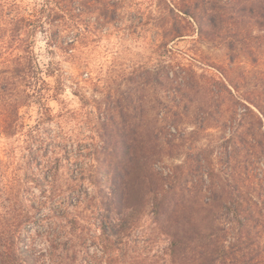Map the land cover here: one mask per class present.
Segmentation results:
<instances>
[{
	"label": "trees",
	"instance_id": "1",
	"mask_svg": "<svg viewBox=\"0 0 264 264\" xmlns=\"http://www.w3.org/2000/svg\"><path fill=\"white\" fill-rule=\"evenodd\" d=\"M165 5L153 67L127 77L118 53L108 79L71 81L84 106L95 103L91 122L47 104L66 84L59 64H41L37 39L74 59L118 27L124 0H0V138L15 139L0 144V264H264V0ZM195 36L224 50L221 77L177 62L170 44ZM240 60L258 68L263 92L232 80ZM125 78L116 92L83 94ZM149 83L161 94L151 124L137 97ZM33 106L29 124L21 111ZM211 129L222 136L203 144ZM177 152L183 160L169 164ZM147 208L169 240L162 254L143 256L131 239Z\"/></svg>",
	"mask_w": 264,
	"mask_h": 264
},
{
	"label": "rangeland",
	"instance_id": "2",
	"mask_svg": "<svg viewBox=\"0 0 264 264\" xmlns=\"http://www.w3.org/2000/svg\"><path fill=\"white\" fill-rule=\"evenodd\" d=\"M37 0H19L24 5L34 4ZM179 2L180 0H174ZM166 0H124V8L120 13V18L116 26H109L104 29L102 35L94 36V38L86 43L82 47V51L77 53L76 58L71 59L67 56L56 53L55 55H49L47 52L46 44L41 36L37 39L36 53L39 55L40 62L43 66L47 67L50 62L59 64V68L62 71V81L66 84L65 90L55 97L49 98L47 104L51 107L54 114L63 113L67 110L76 111L82 113L84 118L93 122L96 110L94 108L95 103L90 102L88 106H84L80 100V97L74 94L76 86L71 84V81L81 82V86L86 87L83 82L84 78L90 73L94 78L101 76L104 80L110 77L108 66L113 56L121 53L123 65V73L128 77L135 70L143 71L147 67H153L157 62V56L154 53L152 43L154 40H158L159 36L154 29L157 24H160V6L166 8ZM165 13L167 11L165 10ZM95 19L92 20L94 22ZM164 22V21H163ZM186 25V23L181 24ZM137 27V28H136ZM157 33V34H156ZM176 53V59L180 64L188 65L195 64L198 66L199 72L206 71L217 77H221V68L227 66V60L224 56L225 52L221 47H216V44L200 42L198 37H185L182 40H176L170 44ZM193 59L200 60L199 63ZM243 61V60H240ZM243 70H236L232 73V80L239 84L242 92H254L259 94L263 90L259 89L261 83L260 74L258 68L252 66L247 61H243ZM83 65L90 66V70L82 73L80 68ZM220 70H216V69ZM246 69V70H245ZM246 74V79H241L242 73ZM126 77V78H127ZM126 78L123 80L117 79L116 82H109L105 84L89 85L86 89V96L91 99L92 95L99 96V91L102 88L111 89L112 92H116L118 85L125 84ZM56 78H48L50 84L55 86ZM96 82V81H95ZM126 88H123V90ZM160 91L152 86L150 83L146 87L142 85L138 88L137 97L144 99L148 102V107L151 110L149 113V121L151 124L156 117L157 98L160 96ZM37 106L32 108L23 109L21 112L26 116V121L29 124H33L34 119L37 116ZM218 107L214 106L212 111L218 112ZM93 112L91 115L87 113ZM32 116V119L30 118ZM185 128L189 132L193 129V125H185ZM85 134H91L90 123L85 124ZM264 129V128H263ZM212 137L208 140L205 138L202 143L207 144L209 140H218L222 136L216 129L209 130ZM228 133V132H227ZM0 144L5 146L6 143L14 142L13 140H6L0 138ZM180 152V151H179ZM177 152V154L179 153ZM184 152V151H183ZM183 160V153H179L177 159L173 158L169 164L172 165L180 163ZM89 192L94 195L95 189L86 184ZM94 229V228H93ZM97 231V229H95ZM131 239L135 241L133 244L138 248L139 252H143V256L150 254H162L163 250L168 247L169 240L167 236L158 232L156 225L153 221V216L150 213V209L147 208L146 213L141 217L138 227L132 233Z\"/></svg>",
	"mask_w": 264,
	"mask_h": 264
}]
</instances>
